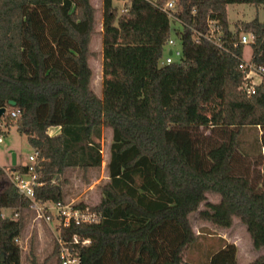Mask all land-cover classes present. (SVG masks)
Listing matches in <instances>:
<instances>
[{
	"label": "trees",
	"instance_id": "16d2710c",
	"mask_svg": "<svg viewBox=\"0 0 264 264\" xmlns=\"http://www.w3.org/2000/svg\"><path fill=\"white\" fill-rule=\"evenodd\" d=\"M163 1L101 0V36L115 49L103 63L110 78L100 97L89 64L98 55L90 49L97 32L91 0H0V108L15 111L5 116L4 135L14 127L36 153L41 184L35 199L65 203V171L100 167L102 129L111 130L100 199L74 204L101 219L57 223L50 255L57 264V235L77 264H241L235 244L219 237L197 250L206 236L193 230L189 215L202 202L197 219L229 228L237 218L252 247L262 250L244 264H264V183L257 163L252 171L250 163L237 168V159L261 157L264 147V21L255 17L231 29L226 10L264 0H176L180 23L173 36L175 23L159 8ZM208 19L219 28L221 49L205 36ZM246 32L254 36L249 63L262 69L251 95L238 88L247 70L239 67L245 44L230 41ZM169 37L180 41V58L163 64ZM56 126L59 132L49 134ZM200 127L210 133L200 134ZM250 130L256 131L247 142L252 148L242 139ZM9 169L21 175L27 166H0V210L19 211L16 218H0V253L5 264H20L15 238L30 200L17 193ZM208 193L218 201L207 202ZM73 235L90 242H68ZM193 249L196 258L183 259ZM29 264L44 262L33 255Z\"/></svg>",
	"mask_w": 264,
	"mask_h": 264
},
{
	"label": "rangeland",
	"instance_id": "374dc122",
	"mask_svg": "<svg viewBox=\"0 0 264 264\" xmlns=\"http://www.w3.org/2000/svg\"><path fill=\"white\" fill-rule=\"evenodd\" d=\"M91 4L96 8V25L95 30L97 32L92 36L90 42V49L98 52V55L89 59V64L92 69V87L94 91L100 97H103V85L104 81L109 80V72L103 73V63L113 54L115 46H104L103 38L101 36V14L99 8L101 6V0H91ZM120 4V3H118ZM227 18L230 23V28H233V24L239 21H249L255 17H258L261 21H264V4L254 5L250 3H232L227 5ZM171 34L175 35L174 29L179 28L178 24L171 26ZM180 48V41L177 40V44L174 49ZM169 48L165 47L163 54L168 53ZM251 49L248 44L243 48V60H249ZM209 115V109L205 112ZM5 130V129H4ZM260 133V130H257ZM255 130L247 131L243 135V144L252 148L250 141L256 132ZM200 134H209V129H198ZM216 137V138H215ZM209 138L210 143L219 137L215 134ZM220 140V139H218ZM101 147L102 162L98 168H89L87 171H83L79 168L68 169L64 173V178L67 182L64 185V202L65 203H77L84 202L88 205L97 203L100 199V191L98 186L108 180L106 163L109 158V147L111 142V130L110 128H103L101 138L99 140ZM12 150L16 156V164L25 165L27 163V157L33 153L32 147L29 145L25 135L19 134L14 127H10L7 133L3 136V140L0 143V166L8 169L11 165V156L9 151ZM257 154V153H256ZM255 154V155H256ZM261 157L252 155V157L237 159L238 166H245L250 163L249 171H254L259 175V181L264 183V147L260 151ZM243 158V159H242ZM253 163H257L251 168ZM240 169V167L238 168ZM218 196L208 193L206 195L207 202H217ZM48 206H51V202H47ZM205 208L204 202L200 203L198 210ZM54 210V209H50ZM197 211L189 215L190 224L195 232H201L204 234L205 239L200 242L197 250L201 251L206 245L216 243V238H221L227 242L235 244L237 248L236 257L239 263L244 264L257 255L262 250H256L252 247L249 234L247 233L245 226L242 225L237 218L233 219L232 225L229 228H220L210 222L199 221L197 219ZM51 214V211H50ZM22 218L24 226L21 234L18 236V244L21 247L20 264H29V260L35 257L38 263L44 262V264H57L55 257H50L53 248V234L55 227L57 226V220L52 216L51 221L47 222L43 217H40L35 211L24 209L22 212ZM185 250L183 253V259L191 261L198 255L197 251ZM186 264V263H185Z\"/></svg>",
	"mask_w": 264,
	"mask_h": 264
},
{
	"label": "built area",
	"instance_id": "2783aa9c",
	"mask_svg": "<svg viewBox=\"0 0 264 264\" xmlns=\"http://www.w3.org/2000/svg\"><path fill=\"white\" fill-rule=\"evenodd\" d=\"M156 2V0H148ZM161 11L166 13L168 18L173 22L180 23L177 15H176V0H164L161 5H159ZM207 25L209 26V32L205 35L206 38L215 45L217 48H222L223 45L220 41V33L219 28L215 26L214 21L212 19L207 20ZM217 34H216V33ZM196 41H198L199 36L196 35ZM254 36L251 32L240 33L234 39L232 38L230 41L233 45H237L238 43L248 44L253 40ZM164 46L171 50L170 54H166L163 59V64H169L176 59L180 58V49H174L177 44V40L173 37H169L163 42ZM239 67L241 69L247 68L242 81L239 85V90L244 92L246 95H251L255 92L257 84L262 79L261 71L262 69H256L252 67L249 63V60H243ZM15 116V111L4 109V112L0 115V143L3 140L5 129V116L6 115ZM5 129V130H4ZM37 163L36 153L33 152L28 155L26 171L21 175H16L13 173L11 169L7 172L8 177L13 182L16 191L18 194L26 197L30 200L28 205L29 210L35 211L40 217H43L47 222L51 221L52 216L55 217L57 223L61 226H69L71 223L80 224V223H97L101 219V214L94 210H88L86 208L74 207L75 203H57L51 204L48 206L47 202H41L35 199L34 196V188L39 186L41 183L37 179V173L35 172V165ZM54 209V210H50ZM51 211V214H50ZM19 215V211L17 209H3L0 210V218H16ZM58 234V232H56ZM57 246H58V259L60 264H77L78 257L74 255L67 246V241L63 240L59 235L56 236ZM15 241L18 242V237L15 238ZM72 243H80L82 245L88 244L90 241L87 238L79 239L77 235H73L70 238Z\"/></svg>",
	"mask_w": 264,
	"mask_h": 264
},
{
	"label": "water",
	"instance_id": "95a60500",
	"mask_svg": "<svg viewBox=\"0 0 264 264\" xmlns=\"http://www.w3.org/2000/svg\"><path fill=\"white\" fill-rule=\"evenodd\" d=\"M170 53H171V50H168V54H170ZM9 104L14 105L15 102L14 101H10ZM3 112H4V108H0V115ZM9 152H10V156H11V165L12 166H15L16 165V156H15V153L12 150H10ZM0 264H5L4 263V253L3 252L0 253Z\"/></svg>",
	"mask_w": 264,
	"mask_h": 264
},
{
	"label": "crops",
	"instance_id": "0c3cea01",
	"mask_svg": "<svg viewBox=\"0 0 264 264\" xmlns=\"http://www.w3.org/2000/svg\"><path fill=\"white\" fill-rule=\"evenodd\" d=\"M259 20H260V19H259ZM58 132H59V127H57V126H56V127H51V128H49V130H48V133L51 134V135H52V134H56V133H58ZM9 154H10V152H9ZM10 165H11V164H10ZM11 166H12V165H11ZM11 166H10V167H11Z\"/></svg>",
	"mask_w": 264,
	"mask_h": 264
}]
</instances>
